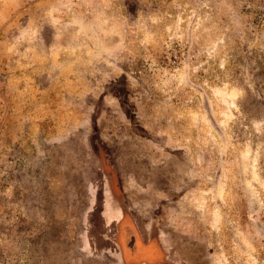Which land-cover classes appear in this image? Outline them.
I'll return each mask as SVG.
<instances>
[{"label":"rangeland","instance_id":"374dc122","mask_svg":"<svg viewBox=\"0 0 264 264\" xmlns=\"http://www.w3.org/2000/svg\"><path fill=\"white\" fill-rule=\"evenodd\" d=\"M160 210L264 264V0H0V264H119Z\"/></svg>","mask_w":264,"mask_h":264},{"label":"crops","instance_id":"0c3cea01","mask_svg":"<svg viewBox=\"0 0 264 264\" xmlns=\"http://www.w3.org/2000/svg\"><path fill=\"white\" fill-rule=\"evenodd\" d=\"M106 197L105 219L115 222L123 218L121 210L116 204L108 202ZM162 215L160 210L156 220L144 229L133 227L132 237L118 250L119 264H204L201 262L206 258V245L199 238L197 228L192 223L184 222L188 219L181 217L175 221V226L165 228L161 223ZM102 237L104 241L110 242L106 234Z\"/></svg>","mask_w":264,"mask_h":264},{"label":"built area","instance_id":"2783aa9c","mask_svg":"<svg viewBox=\"0 0 264 264\" xmlns=\"http://www.w3.org/2000/svg\"><path fill=\"white\" fill-rule=\"evenodd\" d=\"M173 63H174V61H173Z\"/></svg>","mask_w":264,"mask_h":264}]
</instances>
